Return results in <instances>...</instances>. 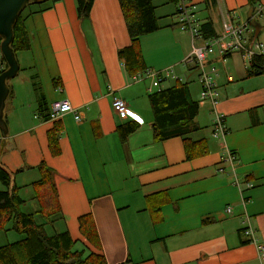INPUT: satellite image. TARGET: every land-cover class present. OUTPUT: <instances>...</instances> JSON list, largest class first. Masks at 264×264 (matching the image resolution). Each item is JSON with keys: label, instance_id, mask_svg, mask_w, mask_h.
<instances>
[{"label": "crops", "instance_id": "obj_1", "mask_svg": "<svg viewBox=\"0 0 264 264\" xmlns=\"http://www.w3.org/2000/svg\"><path fill=\"white\" fill-rule=\"evenodd\" d=\"M157 2L170 12L167 24L158 17L160 30L144 36L141 47L148 70L173 69L162 82L145 71L126 73L118 52L131 40L119 0H93L87 19L73 1L33 6L25 21L31 48L20 53L23 83L10 86L6 103L0 167L20 188L22 211L49 234L69 231L86 243L78 220L91 213L108 264H264V73L250 76L251 66L239 54L210 55L218 96L215 104L203 101L197 65L187 66V79L175 69L191 54L192 36L180 30L172 0ZM191 6L201 30L211 24L216 36L229 15L243 22L249 11L248 0H192ZM263 21L259 35L251 31L249 37L264 45ZM166 41L171 49L162 46ZM6 65L0 57V71ZM177 82L188 84L199 103L197 130L158 140L151 106L143 111L142 104ZM115 98L144 121L125 141L118 127L136 123L114 112ZM62 100L75 112L53 121L51 105ZM219 114L225 117L224 138L213 136ZM57 121L61 154L53 156L48 133ZM185 138L205 141L207 153L188 160ZM42 162L55 174L62 208L51 224L38 214L33 188ZM5 190L0 181V192ZM247 224L255 242L242 235Z\"/></svg>", "mask_w": 264, "mask_h": 264}, {"label": "trees", "instance_id": "obj_2", "mask_svg": "<svg viewBox=\"0 0 264 264\" xmlns=\"http://www.w3.org/2000/svg\"><path fill=\"white\" fill-rule=\"evenodd\" d=\"M60 1V0H51ZM175 5L177 0H172ZM261 0H248V7L257 8ZM125 19L131 45L118 52L119 59L124 62L128 76L133 77L147 71V65L141 47V39L160 30L154 0H119ZM80 18L90 17L93 0H77ZM39 4H31L19 17L14 28L12 48L17 56L30 51V41L25 30L26 19L33 15L31 9ZM206 39L216 35L211 24L202 26ZM0 39V43H1ZM7 68V65H6ZM2 71H0V74ZM264 73V60L257 57L251 64V73ZM149 102L154 116L155 138L165 140L169 137H187L197 129L193 122L199 114V103L191 96L188 84L177 82L172 88L149 95ZM134 123V122H133ZM137 124L118 127L123 141L137 129ZM62 125L57 121L48 133L49 148L53 156L61 154L60 136ZM188 160L207 153L205 141L194 142L184 139ZM41 179L33 184L35 199L39 204V215L48 224L62 213L55 174L45 162L38 167ZM0 181L6 190L0 192V232L14 231L23 235V239L0 247V264H108L101 253V241L96 222L91 213L79 218L80 234L86 241L81 243L72 239L69 231L49 234L45 225H39L34 215L22 211L24 201L20 188L13 183L7 171L0 167ZM81 244L80 247L78 245ZM96 249V251L92 250Z\"/></svg>", "mask_w": 264, "mask_h": 264}, {"label": "built area", "instance_id": "obj_3", "mask_svg": "<svg viewBox=\"0 0 264 264\" xmlns=\"http://www.w3.org/2000/svg\"><path fill=\"white\" fill-rule=\"evenodd\" d=\"M192 0H177V16L178 25L182 32H188L193 39V48L191 54L184 60V65L189 66L196 64L200 72L201 99L215 104L218 96L216 88L217 68L210 61L209 56L218 54L222 59L232 54H239L250 66L257 57L264 60V45L261 42L252 40L249 37L251 31H255L251 24V20L255 19L258 22L264 18V0H261L257 8L254 9L252 18L246 19L243 22H236L230 15L223 23V32L216 37L205 40L202 45L197 41L203 39L201 25L195 20L191 6ZM147 78L162 82L165 77L173 76V69L165 70L164 72H156L147 70L144 73ZM143 77V76H142ZM114 112L123 120L132 121L137 125H143L142 118L130 110L128 104L119 98H115L112 102ZM75 109L69 100H62L51 105L49 118L53 121L58 120L61 116L67 113H74ZM76 119L80 120L79 113L76 114ZM224 115H217L214 119L215 129L213 136L216 138H224L227 134V129L224 125ZM2 135L0 132V140ZM229 154V161L235 160V157ZM230 212V208L228 209ZM244 227L242 235L248 241L255 242L253 229L248 226Z\"/></svg>", "mask_w": 264, "mask_h": 264}, {"label": "water", "instance_id": "obj_4", "mask_svg": "<svg viewBox=\"0 0 264 264\" xmlns=\"http://www.w3.org/2000/svg\"><path fill=\"white\" fill-rule=\"evenodd\" d=\"M51 0H0V51L7 63V68L0 74V132L3 138L8 135V124L5 120L6 102L10 95L8 82L18 76L20 64L12 48L14 40L15 25L24 12L31 4H42ZM254 8H250L247 18H252ZM255 29L256 36L259 35L262 25L255 19L251 20Z\"/></svg>", "mask_w": 264, "mask_h": 264}, {"label": "rangeland", "instance_id": "obj_5", "mask_svg": "<svg viewBox=\"0 0 264 264\" xmlns=\"http://www.w3.org/2000/svg\"><path fill=\"white\" fill-rule=\"evenodd\" d=\"M67 3H69L70 4V1L72 2H76V4H77V0H65ZM156 5H157V12H156V15H157V17H159L160 18V24L161 25H166L167 24V22L166 21H163L164 19H165V17H167V18H169V16H168V14L170 13V12H168V11H164V10H166L167 9V7L166 6H162L163 5V3H161V2H157L156 4H155V7H156ZM160 6V7H159ZM244 16H245V14L242 16V18H244ZM171 19V18H170ZM162 20V21H161ZM239 18L237 17L236 19H235V21H237V22H239ZM263 20V19H262ZM262 20H261V22H262ZM264 22V21H263ZM169 39V38H168ZM159 43V42H158ZM161 43V42H160ZM167 45V46H166ZM173 43H169V41H166V42H164L163 43V47H166V48H168V49H171L172 47H173ZM0 57H2L3 58V56H2V53H1V51H0ZM22 56H23V54H17V58H18V61H20L19 62V64L21 63V58H22ZM189 67V66H188ZM188 67H187V65L185 66L184 65V61L182 62V63H180L179 65H178V67H176L175 69H176V74H178L179 76L180 75H182L183 77H184V79H187L188 78ZM24 74H25V72H23V70L21 71V72H19V74H18V76L17 77H15L14 79H12V80H10L9 82H8V85L9 86H12V87H17L18 85H21L22 83H23V77H24ZM187 81V80H186ZM194 89H198L197 88V86H195L194 85ZM8 100V99H7ZM7 103V102H6ZM142 109H143V111H144V109H146V111H149L150 110V105H149V102L148 101H146V100H144L143 101V104H142ZM148 113H150V112H148ZM215 119V118H214ZM213 125H214V123H213ZM214 129H215V126H214ZM50 233H53V232H50ZM23 235H20V234H18V233H16V232H14V231H9V232H1L0 233V247H2V246H4V245H7V244H11V243H14V242H16V241H19V240H21V239H23Z\"/></svg>", "mask_w": 264, "mask_h": 264}]
</instances>
